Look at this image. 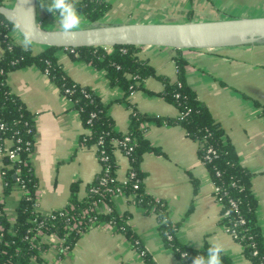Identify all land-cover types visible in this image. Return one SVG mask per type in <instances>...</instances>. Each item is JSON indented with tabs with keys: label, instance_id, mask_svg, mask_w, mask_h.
Listing matches in <instances>:
<instances>
[{
	"label": "crops",
	"instance_id": "crops-1",
	"mask_svg": "<svg viewBox=\"0 0 264 264\" xmlns=\"http://www.w3.org/2000/svg\"><path fill=\"white\" fill-rule=\"evenodd\" d=\"M14 0H0L12 5ZM111 7L99 24L154 22L161 19L148 12L133 15L134 8H177L167 21L185 22L224 19L219 9L204 16L190 17L185 8H252L264 15V0H108ZM147 10V9H144ZM39 24L46 29H59L57 18L37 3ZM176 13V14H175ZM81 15V14H80ZM250 15H242L245 17ZM180 17V18H179ZM84 21L83 15H81ZM166 20V19H165ZM81 21V22H83ZM53 24L49 26V24ZM20 32L11 31L17 42ZM41 47L35 45L34 50ZM0 40V59L3 56ZM177 49L161 46H140L139 58L155 71L138 80V87L125 95L120 85L112 84L107 70L85 62L67 48L55 55L65 73L81 86L93 90L107 107L114 129L126 132L131 115L138 112L148 118L142 123L151 146L158 149L143 154L140 167L145 172V189L155 200L166 203L167 217L175 224V236L185 246L201 249L209 240L220 242L232 264H252L243 245L221 222L222 205L215 196V187L200 156L199 144L176 123H166L179 114L177 105L165 99V80H178L175 56ZM186 60L185 81L197 99L218 122L226 138L233 144L238 159L251 172V188L257 202V222L264 237V70L252 65L253 56L264 58V42L223 48L181 49ZM255 59V58H254ZM262 62V63H261ZM258 62L264 67V61ZM130 76V75H128ZM11 90L34 115L35 135L30 164L38 180L36 208L42 214L65 207L73 184L84 196L86 187L101 170L97 147L82 144L87 132L80 112L63 94L50 76L32 64L12 70L7 75ZM117 178L126 179L130 162L121 150L115 151ZM0 153V203L12 221L22 197L21 190L5 194L2 171L6 164ZM119 214L128 213L135 236L156 264H192L179 259L161 235L157 215L146 211L124 195L114 198ZM51 243L43 261L32 264H146L139 251L123 233L110 224L94 225L84 230L75 245L60 254L59 238L47 237Z\"/></svg>",
	"mask_w": 264,
	"mask_h": 264
},
{
	"label": "trees",
	"instance_id": "trees-1",
	"mask_svg": "<svg viewBox=\"0 0 264 264\" xmlns=\"http://www.w3.org/2000/svg\"><path fill=\"white\" fill-rule=\"evenodd\" d=\"M76 7L89 24L99 25L111 5L107 0H78ZM0 21V40L4 51L0 59V125L3 124L0 129V151L3 153L5 148L15 149L18 154L16 160H11L5 154L7 166L2 171L3 192L8 194L17 189L23 193L16 207V217L12 221L0 203V264L43 261V254L51 245L47 241L50 235L59 238L57 247L60 254H63L75 245L89 225L105 223L129 238L146 264H156L135 236L129 214L116 212L115 196L108 190L113 187H120L124 196L157 215L163 240L179 259L192 262L198 255L206 256L209 246L201 249L187 247L176 238L175 224L170 221L167 225L161 223V214L167 216L166 203L155 200L145 189L146 175L140 167L142 156L151 150L159 152L151 146L145 136L146 128L142 127L148 118L134 112L128 130L117 131L100 97L67 76L55 55L59 47L40 46L41 49L37 51L34 50L37 44H33L32 50L24 52L8 36L15 29L14 25L2 15ZM139 47L116 45L67 49L73 56L97 68L106 69L111 83L123 87L125 95H128L138 87V80L155 73L146 60L138 57ZM180 50L177 49L178 54L175 56L178 80L174 83L165 80L162 92L166 100L177 105L179 114L164 121L180 124L187 135L198 142L200 156L217 188L215 196L222 205L221 222L243 245L244 254L252 264H264V237L257 222V202L251 188V172L240 163L222 126L213 119L207 107L197 99L195 91L186 83V60L179 54ZM32 64L46 72L58 84L61 92L73 101L87 130L82 136V144L96 146L97 158L101 163L100 172L87 185L84 196H79V188L73 184L69 203L48 214H42L36 208L38 180L30 164L35 135L34 115L11 92L6 79L12 70ZM126 137L129 139L126 140ZM116 150L123 153L129 150L128 175L133 171L134 176H128L126 183L117 180ZM103 178L108 179L105 185L101 183ZM104 203L109 206L108 210L104 208ZM183 253L188 254L187 258L183 257ZM221 256L222 264H232L225 254Z\"/></svg>",
	"mask_w": 264,
	"mask_h": 264
},
{
	"label": "water",
	"instance_id": "water-1",
	"mask_svg": "<svg viewBox=\"0 0 264 264\" xmlns=\"http://www.w3.org/2000/svg\"><path fill=\"white\" fill-rule=\"evenodd\" d=\"M38 0L0 3V15L35 32L33 44L59 48L116 45L161 46L175 49H206L244 46L264 42V15L185 22H131L80 27L75 39H66L59 29L39 24Z\"/></svg>",
	"mask_w": 264,
	"mask_h": 264
},
{
	"label": "clouds",
	"instance_id": "clouds-1",
	"mask_svg": "<svg viewBox=\"0 0 264 264\" xmlns=\"http://www.w3.org/2000/svg\"><path fill=\"white\" fill-rule=\"evenodd\" d=\"M78 0H40V7L46 8L47 11L53 13L57 18L59 31L66 38L73 40L77 37V30L81 25V15L76 7ZM17 29L20 30V35L17 37V44L24 52H29L33 48L35 32L32 29L21 27L19 21H14ZM161 223L167 225L169 218L161 214ZM225 251L223 245L214 240H209L206 256L198 255L192 259V264H222L221 254ZM187 258V253L182 254Z\"/></svg>",
	"mask_w": 264,
	"mask_h": 264
},
{
	"label": "rangeland",
	"instance_id": "rangeland-1",
	"mask_svg": "<svg viewBox=\"0 0 264 264\" xmlns=\"http://www.w3.org/2000/svg\"><path fill=\"white\" fill-rule=\"evenodd\" d=\"M144 9H147V10H144ZM176 9L177 8H134L133 9V11H134L133 15H137L138 13L141 14L143 12H148L147 13L148 16L151 15V17H152L153 15H155L156 17L161 18L160 20L155 18L154 22H163V21H167V19H169L167 17H170ZM218 9H219L220 13H224L223 14L224 18H234V17H240L242 15H250V16L261 15V14H259L260 12L258 10H255L252 8H234V7H231V8H185V10L189 11L191 18L199 17L201 15L204 16L205 14L208 13L209 10H217L218 11ZM135 13H137V14H135ZM165 16H167V17H165ZM129 23H131V22H129ZM52 25L53 24H51V23L49 24V26H52ZM90 25L91 24H89L87 22V20L84 18V21L81 22L80 27H86V26H90ZM251 61L253 63L252 65H254V67L257 66L256 67L257 69L264 70V67H262L261 64L257 65L258 62L264 61V58H262L260 56H257V57L253 56V60H251ZM52 236L56 237L55 235H52Z\"/></svg>",
	"mask_w": 264,
	"mask_h": 264
},
{
	"label": "built area",
	"instance_id": "built-area-1",
	"mask_svg": "<svg viewBox=\"0 0 264 264\" xmlns=\"http://www.w3.org/2000/svg\"><path fill=\"white\" fill-rule=\"evenodd\" d=\"M1 22V21H0ZM8 36H10L11 37V32L8 34ZM3 128V124H1L0 125V129H2ZM129 138L128 137H126V140H128ZM5 150V152H1L0 151V153H2V154H6L11 160H16L17 158H18V154H17V150H15V149H8V148H5L4 149ZM128 151L129 150H127L126 152H124V154H128ZM128 156V155H127ZM206 158L207 159H209L210 158V156L209 155H207L206 156ZM128 176H134V172L132 171V172H130V174L128 175V173H127V176H126V179L124 180V181H121V180H119L118 178H117V180H119L120 182H123V183H126V181H127V179H128ZM107 181H108V179L107 178H103L102 179V181H101V183L103 184V185H105L106 183H107ZM135 187H137V185H135ZM217 188H215V190H216ZM108 190H110V192H112L113 194H114V196H117V195H123V192H122V190H121V188L120 187H113V188H109ZM104 208L106 209V210H108L109 209V206L107 205V204H105L104 203ZM91 221V220H90ZM89 221V222H90ZM82 222V221H81ZM92 226H94L93 224H91V225H89L88 226V228H90V227H92ZM76 227V224L73 226V228H75ZM226 229L229 231L230 229L229 228H227L226 227ZM141 255V254H140Z\"/></svg>",
	"mask_w": 264,
	"mask_h": 264
}]
</instances>
